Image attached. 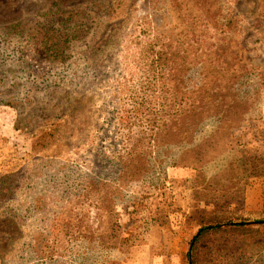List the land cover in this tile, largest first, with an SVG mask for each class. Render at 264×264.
Returning <instances> with one entry per match:
<instances>
[{
    "label": "trees",
    "instance_id": "trees-1",
    "mask_svg": "<svg viewBox=\"0 0 264 264\" xmlns=\"http://www.w3.org/2000/svg\"><path fill=\"white\" fill-rule=\"evenodd\" d=\"M24 1L33 8L28 10V17L10 18L0 26V72L6 64L18 63L23 67L21 74L32 86L30 92L39 96L38 100H32V95L26 97L28 105L36 103L33 112L44 114V122L48 117L42 108L44 102L49 101L51 106L67 91L91 95L99 90L106 105L113 107L106 120L110 136L107 131H101L104 134L101 140H106L104 151L96 144L99 141L96 134L90 132L84 142L68 156L64 155L63 166L71 171L68 185L55 191L37 189L31 196L26 195L29 189H18L14 199L2 206L17 209L16 202L24 192L31 199L25 213L34 214V222L47 234L49 255L39 264H101L111 258L116 244L122 247L131 244L132 238L125 240L122 234L118 237L112 222L103 230H97L93 224L94 211L109 210L123 195L122 190L100 188L95 171L99 167H122L135 184L161 189L166 187L167 180L158 172L159 154L172 152L175 146L181 147L185 157L196 160L190 206L178 210L188 229L184 241L189 244L185 264H201L203 253L200 252L211 239L222 238L224 244H229L225 247L234 253L244 247L241 237L264 234V208L261 212H251L243 207L250 171L264 157V137L256 139L257 132L264 133L261 112L253 95L240 96L230 88H214L209 82L190 88L196 82L190 73L191 56L180 57L177 43L158 36L145 25L133 27L127 35L128 41L138 44L137 52L145 62L139 88L127 86L126 93L121 92L122 88L107 86L87 88L89 79L102 83L107 74L114 73L107 57L101 56V47L92 45L120 13L104 0H87L76 5L59 0ZM202 1L201 15L212 19L214 25L215 21L218 23L214 28L217 34L214 31L210 34V44L219 54L220 62L224 64L227 57H234L236 63L231 71L236 77L252 74L244 47L233 42L235 31L231 29L236 28L237 18L226 16L218 0ZM256 1L257 17L264 25V0ZM192 12L187 9L180 12V17L187 20ZM32 42L41 44L52 64L51 73L36 72L25 58L24 46ZM177 84L183 87L172 88ZM111 90H114L112 97ZM35 117L41 119L34 114L27 117L19 110L16 129L24 127L21 124L25 118V122L34 123ZM61 118L64 117L52 115L40 127L34 136L37 138L34 151H39L42 145L53 148L58 144L61 137L57 135V124ZM239 130L243 139L254 137L251 150L243 149L242 143L230 142ZM226 139L231 144L221 148ZM81 154L91 157L90 171L82 170L75 159ZM47 158L56 159V156Z\"/></svg>",
    "mask_w": 264,
    "mask_h": 264
},
{
    "label": "rangeland",
    "instance_id": "rangeland-1",
    "mask_svg": "<svg viewBox=\"0 0 264 264\" xmlns=\"http://www.w3.org/2000/svg\"><path fill=\"white\" fill-rule=\"evenodd\" d=\"M59 1L76 5L87 0ZM104 1L111 4L120 14L100 32L92 46L101 47V56L107 57L108 64L114 67V73L107 74L102 83V80L96 83L89 79L90 85L87 88H122L121 92L124 93L127 86L139 88L138 81L145 71V62L137 52L138 44L128 41L127 35L133 27L145 25L158 36L170 38L171 42L177 43L180 57L191 56L188 58V61H193V70H190V73L196 82L190 88L209 82L214 88H230L240 96L253 95L261 112L260 124L264 130V25L257 17L256 0H218L226 16L231 14L237 18V29H231L235 31L233 42H240L244 47L249 66L253 69L252 74L241 79L231 71L236 63L235 58L227 57L222 64L219 54L210 44V34L217 28L218 23L215 21L214 25L212 19L201 15L202 0ZM29 9L33 8L28 7L24 0H0V26L10 18L22 16L26 19ZM187 9L193 12L192 17L186 20L180 17V12ZM213 33L216 35L217 31ZM218 33L222 35V32ZM215 40L214 37L213 42ZM24 53L36 72L53 71L52 64L39 42L25 45ZM22 69L18 63H13L6 64L0 72V264H39L48 258L46 230L34 222V214L26 215L25 209L31 199L26 198L25 192L16 202L17 209L2 206L8 200L14 199L18 189H29L26 195L29 193L31 196L37 189L55 191L68 185L71 182V171L63 166L66 161L63 160L64 155L68 156L72 149L84 142L90 132L96 134L95 138L99 139L96 144L104 151L102 146H105L106 140H101L104 137L101 131H107L110 136L106 120L113 110L112 105H106L107 102L100 96L99 90L91 95L69 94L67 91L62 92L56 101L50 103L51 106L49 101L44 102L42 108L48 117L43 122L44 114L33 112L36 103H26L27 96L30 98L32 95V100H38L39 96L30 92L32 86L21 74ZM182 87L177 84L172 88ZM113 92L114 90H111V97ZM19 110H23L27 117L34 114L41 119L35 117L34 123L31 124L25 122V118L21 124L24 127L17 130L16 119ZM58 114L64 117L59 119L57 124V135L61 137L58 144L53 148H44L42 145L39 151H34V143L37 140L34 136L37 131L52 115ZM262 136L264 137V133L258 135L257 132L256 139L260 140ZM250 137L243 139V133L239 130L233 134L230 142L233 145L242 143L245 147L243 149L251 150L255 143L251 145L254 137ZM227 139L221 148L231 144L226 143ZM56 152L59 153L56 155ZM48 156H56V159L47 158ZM90 158L83 154L75 157L82 170L86 171L91 170ZM159 158L158 172L167 180L166 187L161 189L135 184L122 167L96 169L94 175L100 188L123 191V195H118L119 199L109 210L92 213L91 219L97 230L105 229L108 222H112L118 237L122 234L125 240L126 237L132 238L131 244H180L177 240L180 234L177 229L180 228L173 220L175 211L186 203L192 193L190 186L196 176V170L193 168L196 160L185 157L180 146H175L172 152L159 154ZM52 161L55 163L51 166L48 163ZM250 175L264 178V157L250 171ZM256 185L261 187L260 195L264 196V184L259 180ZM263 208L264 204L261 210L252 212H261ZM23 215L25 216L21 217ZM241 239L244 240V247L241 246V250L234 253L229 252L225 247L229 244H224L222 238L211 239L205 244L208 245L207 248L200 252L203 253L201 264H227L231 261L235 262L234 264H264V234L256 236L252 233ZM122 246L116 244L111 258L101 264H126V246Z\"/></svg>",
    "mask_w": 264,
    "mask_h": 264
},
{
    "label": "crops",
    "instance_id": "crops-1",
    "mask_svg": "<svg viewBox=\"0 0 264 264\" xmlns=\"http://www.w3.org/2000/svg\"><path fill=\"white\" fill-rule=\"evenodd\" d=\"M259 180L264 184V178L251 175L246 189L243 207L251 212L261 210L264 204V196L260 195L261 187L256 185ZM191 197L190 193L186 203L179 208L188 209ZM178 210L175 211L176 216L173 221L180 228L177 229V232L180 231L177 237L180 244H126V264H185L189 244H184V241L188 236V229L183 214ZM206 264H218V262H206Z\"/></svg>",
    "mask_w": 264,
    "mask_h": 264
}]
</instances>
